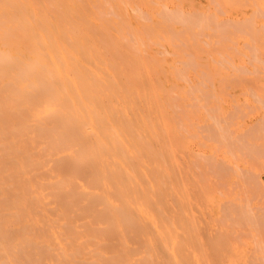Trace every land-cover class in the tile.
<instances>
[{"label": "bare ground", "instance_id": "bare-ground-1", "mask_svg": "<svg viewBox=\"0 0 264 264\" xmlns=\"http://www.w3.org/2000/svg\"><path fill=\"white\" fill-rule=\"evenodd\" d=\"M38 10L0 0V264H209L172 250L185 219L170 202L189 196L158 88L139 84L138 70L123 83L87 29L66 11L58 24ZM55 175L61 203L44 188Z\"/></svg>", "mask_w": 264, "mask_h": 264}, {"label": "rangeland", "instance_id": "rangeland-1", "mask_svg": "<svg viewBox=\"0 0 264 264\" xmlns=\"http://www.w3.org/2000/svg\"><path fill=\"white\" fill-rule=\"evenodd\" d=\"M29 1L54 23L65 16L87 29L90 42L104 45L105 59L121 63L108 73L114 69L129 83L138 70L139 84L158 88L178 143L176 176L189 196L174 194L170 202L185 219L178 227L182 246L172 250L209 264H264V0ZM130 52L137 66L128 63ZM75 168L65 171L75 185L84 183L83 167ZM56 177L44 188L54 192ZM53 195L62 202V194Z\"/></svg>", "mask_w": 264, "mask_h": 264}]
</instances>
